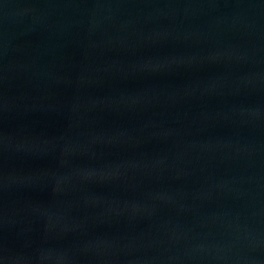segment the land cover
<instances>
[{"label":"water","instance_id":"95a60500","mask_svg":"<svg viewBox=\"0 0 264 264\" xmlns=\"http://www.w3.org/2000/svg\"><path fill=\"white\" fill-rule=\"evenodd\" d=\"M0 264H264V0H0Z\"/></svg>","mask_w":264,"mask_h":264}]
</instances>
